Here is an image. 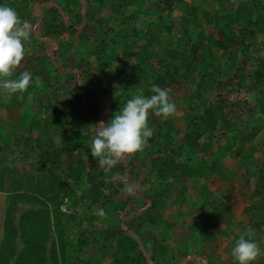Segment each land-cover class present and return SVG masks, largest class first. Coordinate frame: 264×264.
<instances>
[{
  "label": "rangeland",
  "instance_id": "rangeland-1",
  "mask_svg": "<svg viewBox=\"0 0 264 264\" xmlns=\"http://www.w3.org/2000/svg\"><path fill=\"white\" fill-rule=\"evenodd\" d=\"M18 1L21 3L19 10L25 16L10 30L5 29L7 20L3 17L0 20V144L9 146L7 151L0 150V162L7 156L6 166L20 170L18 180L21 182L17 181L13 186L21 189L26 186L23 180L29 175L33 181H38V176L42 178V184H48V176L55 173L69 186L60 212L41 192H34L30 198L40 209L38 214L43 211L42 214L47 215L53 235L45 239V252L37 262L46 258L45 264H52L53 260L59 264H68L69 260L78 264H264V231L254 230L252 226L261 212L264 215L261 203L264 202V86H254L255 79L251 75L264 60V9L260 8L264 0H256V11L263 15L257 26L262 30L253 37L254 43L246 52L243 42L247 41L242 40L238 30L230 29L221 35L218 28L207 22L219 9L216 0H206L207 5L199 0H184L189 5L202 7L198 18L193 17L183 3L176 1L172 11L161 2L156 7L155 0H105L104 3L98 0ZM240 2H227L228 10H221L227 14L229 10H238L242 8ZM1 3V10L13 8L9 4L11 0H1ZM84 13L86 17L82 26L71 32L69 23H80L77 16ZM218 14L222 12L218 10ZM122 28H126V32L112 35L111 30ZM186 29L194 40L202 30L207 35L190 53L197 69L188 80L178 77L177 81L166 84L173 102L172 113L138 104V108H128L127 115L121 118L112 107L113 98L120 95L117 90L121 88L125 102L133 101L138 95L137 86L128 89L126 86L140 82L146 88L155 80L154 75L164 72L166 66L161 61L172 53L167 50L165 42L150 38V33L163 35L170 32L164 38L175 41L180 37L187 39ZM16 36H21L20 44L11 47V38ZM82 57L90 61L89 77L102 80L92 86L96 91L93 99L87 102L79 94V86L68 81L65 71L54 63L77 65ZM15 60L21 62L17 69ZM165 61H169L172 67L175 64L169 58ZM212 62L214 70L220 72L221 81L217 83L211 101L213 106L224 111L233 129H227L222 122L216 129L206 128L201 123L193 126L186 119L187 112L200 113L210 99L208 89H203L200 97L193 92L199 76L206 72V68L210 69ZM234 62L239 63L241 71L233 67ZM138 63L142 65V71L135 73ZM26 65L34 68L42 80L34 94L32 91L20 94L25 80L21 82L16 72ZM141 88H138L139 92ZM35 114L36 120L31 127ZM169 121L172 122L171 134L179 131L177 138L186 150L193 143L201 147L197 155L190 154V160L203 158L205 163L218 157L224 168L209 178L208 175L206 178H189L183 201L173 193L164 198L165 203L139 213V220L152 218V221L148 226H139L138 233L132 235L127 231L128 226L133 225L129 219L134 210L148 208L150 200L144 194L158 188L155 175L138 181L135 173H131L128 187L134 193L130 194L120 189L106 190L100 185L99 177L93 186L87 170L93 164H110L116 168L113 160L109 163L105 155L110 156L114 151L112 143L119 160L141 165L145 148L142 149L140 143L151 135L148 129L156 123ZM63 122L65 127L61 128ZM260 123H263L262 128L254 133ZM128 129L131 131L127 132ZM187 131L194 134L189 142L183 140ZM62 132L74 138L87 136V139H81L80 156H67L56 151L59 160L54 162L57 154L49 155L47 150L62 146ZM242 135L244 140H241ZM160 138L163 140V135ZM86 146L93 151L94 159L85 150ZM40 148L43 149L42 156ZM186 156L176 158L186 161ZM79 158L85 161L86 171L77 180L67 179L66 169L76 165ZM40 160L44 163L43 168ZM52 166L55 171L50 174ZM89 188L88 201L75 198L77 191ZM98 192H105V199L102 194L97 198ZM6 196L3 193L1 199L3 231ZM248 205L252 209L245 211ZM197 221L212 224L208 229L211 232L209 238L205 239L206 235L190 229ZM57 228L62 233L61 242ZM121 230L128 236L137 237L140 245L123 242ZM25 243V238L17 239L19 249L26 246ZM53 245L57 250L55 256H52L55 253L51 249ZM59 246H63V250ZM162 246H166V253L159 252ZM152 256H157L156 261ZM3 264L22 263L19 255H11Z\"/></svg>",
  "mask_w": 264,
  "mask_h": 264
},
{
  "label": "trees",
  "instance_id": "trees-1",
  "mask_svg": "<svg viewBox=\"0 0 264 264\" xmlns=\"http://www.w3.org/2000/svg\"><path fill=\"white\" fill-rule=\"evenodd\" d=\"M98 1L104 3L105 0ZM134 1L137 0H131V2ZM155 1L157 2L155 5L156 7L157 5H159V2H161L163 3V6L167 7L170 11L173 10L175 6V1L179 4L183 3V6L189 9V13L195 18L199 17L200 10L202 8L200 6L189 5L184 2V0ZM199 1H201L202 3H206L207 5L206 0ZM231 1L232 0H216L219 7L218 10H220L222 14H218V10H215V14L211 16V20L209 18L207 22H209L210 25H213L215 28H218L220 31L219 33H221V35L227 33V30L230 29L238 30L240 32V35H242V40L247 41V44L242 41L243 46H245L244 51L246 52L250 50L251 46L254 43L253 37L256 35L257 32L262 30L257 26V24H259V20L263 18V15L260 16V11H256L258 10L256 0H249V2L247 3L241 0L240 3L242 4V8L238 10L236 9L234 11L229 10V13L227 14V12H224L222 10L227 11L228 9L226 3ZM0 4H2L1 0ZM9 4L10 7H13L12 9L1 10L0 8V20L1 17L7 20L5 29L8 30H10L9 28H11L14 23L21 19V17L23 18L25 16L21 12V10H19L21 3L18 0H11V3ZM260 8L264 9V5L260 6ZM207 15L210 16V13H207ZM221 15L223 16L222 18L220 17ZM74 17L76 18V16ZM77 17L80 23H69V28L71 32H74L82 26V21H84L86 15L84 13L82 15H78ZM40 19L44 21V17H41ZM188 21L191 22L192 20L189 18ZM39 25H41V23ZM122 29L123 30L119 31L111 30L112 35H118L124 31L126 32V28ZM150 34V38L153 39L155 37L156 41H162L168 45L167 50L169 49L170 53H172L167 58H169L171 62L174 61L175 64L172 67L171 64H168L169 61H165L167 58L162 60L161 64H165L166 69L164 70V72H159L154 75L155 80L150 82L146 88H143V85L140 84V82L127 85L126 89L137 86L138 95L133 99V101L127 100L125 102L123 91L121 90V88H119L117 92L120 95H118L117 98H113L114 100H112V107H114L115 112L118 113L121 118L127 115L126 112L128 108H133L136 106L138 108V104H145L147 106L158 107L163 111L167 112L168 114L172 113L171 109L173 102L168 95L166 84L167 82L177 81L178 77L183 78V80L185 81L188 80L190 74L197 69L193 56H191L190 53H193L196 50L198 45L203 42L204 36L207 35L205 30H202V32L199 34V37L194 40L193 36L189 33V30L186 29L185 34L187 36V39H184V37H180L175 41H167V38L164 37H167L170 32H168V34L164 33L163 35H156L155 33ZM11 39V47H15L20 44L19 42L21 41V36H16ZM21 54L23 53L21 52ZM8 58H11V56L9 55ZM144 61L146 60L144 59ZM19 63L21 62L15 60L16 69L18 68ZM54 63L56 64L57 68L65 71V75L67 76L68 81H73L79 86L78 92L86 102L93 99L92 97L96 89L92 86L94 84L96 85L102 83V80L93 79L89 77V60H85V58L82 57L77 63V65L74 64L72 66H68L66 63H58L56 61H54ZM205 65L207 64L205 63ZM210 65H212L210 69L206 68V72L202 73L199 76L193 92L194 95L197 96L199 94L197 97H200L202 95V90L208 89L210 91V99H207L206 106L200 111V113L194 114L191 112H187L186 119L188 120L189 125L193 126L196 125V123H201L206 128L216 129L219 126L220 122H222L227 129H233V126L226 119L224 111L222 109H217V106H213V103L211 101V99L215 95L214 89L217 83H220L221 80L220 72L214 70L215 64L212 62V64L210 63ZM233 67L240 68V71L242 70L239 63L236 64L234 62ZM29 68L30 71L28 70ZM99 69L102 70L103 68L100 67ZM134 70L136 71L135 73H140L142 71V65L138 63L135 66ZM227 73L229 72L227 71ZM243 75H245V73H243ZM251 75L255 79L253 82L254 86H264V60H262L258 64L257 69H255ZM16 77L19 78L21 82L22 80H25V84L22 83V90L20 91L21 88L19 89L20 94H24V92L26 93L30 91H32L34 94L37 90H39V86L41 85L40 83H42L38 72L34 70V68L27 65L21 71L19 70V72H16ZM139 87H142V90H140V92L138 91ZM12 88L14 89V87ZM17 92L18 91H15V93ZM140 94H142V96ZM36 116V114L33 115V119H31V127L34 125L33 121L35 122ZM262 124L263 123H260L258 126H256L257 128H255L254 133L255 131H258L262 128ZM62 127H65L64 122L61 124V128ZM171 128L172 122L169 121L166 123H156L153 127L148 129V132L151 135L149 137L144 138L143 141L140 143L141 148H145V150L142 152L143 161L141 162V165H133L129 162V160L127 162L125 159L119 160L116 154V146L112 143L111 147L114 151L109 154L110 156H107L108 153H106L105 155L106 157H108L107 159L109 163L110 160H113V164L116 165V168H112L110 164H98L99 166H97V164H93L91 168L87 170V177L90 183L93 184V186L97 183L96 177H99L98 181L100 185L104 186L106 190L114 191L120 189L129 192L130 194L134 193L128 187L131 173H135L138 181H145V179L148 180L151 174L155 175V178H157V180L159 181L158 188H156L155 191L149 194H144L150 200L149 206L147 205L148 208L142 207L140 209L134 210V217L132 216L129 219H132L131 221L133 225L128 226L127 231L130 232L132 235L138 233L139 226H148L149 222L152 221V218H144V221L139 220L137 217L139 213H144V211L146 210L151 211L153 207H157L158 205H160V203H165L164 198L168 197L173 193L176 198L183 201L184 197H186V182L189 178L205 177L207 175L209 178L210 175H214L218 171H222L224 168V165L220 163V158L218 157L215 160H210L207 162L205 161V163H203V158H201L202 160L196 161L190 160L192 159L190 154L196 153L197 155L199 153L198 150H201V147L198 143H193L191 147L186 150L183 146L184 144H182V141L177 138V134L179 133V131H177L175 134H171ZM47 129L48 126L46 124L45 130ZM130 131V129L127 130V132ZM60 135L62 137V146H52L50 150H47L48 154L56 155L57 152L61 151L67 156H80V148L82 147L81 139H83L84 141L85 139H87V136L79 135V137L74 138V136L68 134L67 132H62ZM162 135L164 137L163 140L160 138ZM254 135L255 134L251 135L248 139H251ZM49 136L51 138L52 135ZM191 136H194V134H191L190 131H187L186 133L184 132L183 140H185V142H189ZM244 139L245 137H243L242 135L241 140ZM3 149L7 151L9 149V146H7V144L4 146L0 144V150ZM41 149L42 148H40V156H42L43 153V149ZM85 150L90 154V157L93 158L94 153L90 150L89 146H86ZM184 154L187 155L186 161L179 160L178 158H176V156H183ZM6 159L7 156L3 157V159L1 158L0 162V192H3L7 195L5 199L6 216L4 219V234L2 236V239L0 240V264H3L4 261H8V258H10L11 255H19L22 264H45L46 258H41V263H38L37 259H39L40 256H42L45 252V239L51 236L53 237L50 231L52 228L50 226V223L47 222V215H44V213L42 214L43 211H41V214H38L40 209L36 208L37 205L35 201H32L30 198L35 195L34 192H41L46 199L52 201V206L59 211L61 205L64 202L65 197L68 196L69 186H66L65 182L60 180L56 173L48 176V184H42V182H40L42 181V178H39L38 176V181H33L34 178L29 175L28 177L24 178L23 183H25L26 186H23L22 189L20 186H13L16 184L17 181H19L18 178L20 176L18 175L21 172L18 168L7 167ZM53 160L54 162H57L59 160V155L57 154ZM40 161V167L43 168L44 163L42 160ZM53 169H55V167H50V174L52 171H55ZM66 170L67 171L65 177L67 179L70 178L77 180L80 178V175H82V173L86 171L85 161L82 158H79L78 163L76 165H70ZM21 178L23 179V177ZM76 193L77 195L75 198L78 201L82 200V202H85L88 201L90 198L89 194L91 193V188L80 190ZM101 194L102 192H98L97 198H99ZM210 194L211 192L208 193V195ZM102 195H104L105 199V195L107 194L104 192ZM261 203L262 205H264V202ZM258 206L260 205L258 204ZM251 209L252 206L248 205V207L245 208V211H249ZM55 219L57 222V218ZM211 225V223L203 224L200 221H197L190 227V229L198 230L199 233L206 235L205 239H207L210 237L211 232L208 229ZM252 226L254 230L264 231V215H262V212L252 222ZM120 232L121 236L123 237V242H126L131 246L138 247L140 245V242L138 241L137 237L128 236L126 231L124 230H121ZM19 237H23L26 240V246H24L22 249H19L17 246V239ZM58 240L60 242L62 241V233L59 230ZM54 242L55 241H53L52 244H54ZM59 247L63 250V246ZM124 247L128 248L129 246ZM55 248L56 245H53L51 248L52 251L54 250L55 252L52 253V256H55L57 253V250ZM79 249H81V246H79ZM159 252L166 253V246H162V249H160ZM155 258H157V256H152V260L156 261ZM52 264L59 263L56 260H53ZM68 264H78V262L73 263L71 260H69Z\"/></svg>",
  "mask_w": 264,
  "mask_h": 264
},
{
  "label": "crops",
  "instance_id": "crops-1",
  "mask_svg": "<svg viewBox=\"0 0 264 264\" xmlns=\"http://www.w3.org/2000/svg\"><path fill=\"white\" fill-rule=\"evenodd\" d=\"M5 194V193H4ZM2 196H3V192H0V240L2 239V236H3V230H2V213H1V199H2Z\"/></svg>",
  "mask_w": 264,
  "mask_h": 264
}]
</instances>
